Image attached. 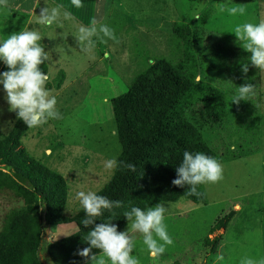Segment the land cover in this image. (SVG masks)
Wrapping results in <instances>:
<instances>
[{
  "label": "rangeland",
  "instance_id": "374dc122",
  "mask_svg": "<svg viewBox=\"0 0 264 264\" xmlns=\"http://www.w3.org/2000/svg\"><path fill=\"white\" fill-rule=\"evenodd\" d=\"M84 1L89 9L75 7L72 0H0V36L6 38L28 25L40 31L41 43L49 53L47 74L52 86L47 88L56 97L60 116L29 128L21 142L31 156L66 179L69 191L64 215L73 216L79 210L78 191L97 192L112 175L114 168H106L105 162L118 155L120 145L114 133L111 98L125 92L134 76L153 61H179L181 41L171 33L172 23L193 25L194 18L209 4H216L210 19L194 31V50L203 80L224 94L223 117L216 124L207 123L200 101L184 109V116L221 157L222 177L203 184L207 203L196 204L185 197L162 203L173 240L162 253L150 254L142 244V234L131 230L130 222L124 230L129 229L135 239L133 254L140 264H241L244 257L264 260V71L249 62L248 72L242 73L241 64L247 62L250 53L232 31L238 24L264 19V0ZM46 3L60 9V23L29 24ZM220 3L225 5L223 12L218 10ZM230 7H243L245 12L232 15L227 11ZM65 11L70 13L67 20L62 16ZM93 21L97 26L106 24L113 38L101 33L93 37L95 43L89 48L86 43L79 44L74 35L78 26H89ZM62 71L63 83L55 88ZM244 83H253V93L246 100L233 101L237 87ZM15 117L0 86L1 138ZM3 195L0 226L3 215L20 204L11 195ZM231 208L236 213L227 227L208 235H221L216 254H211L197 240ZM76 230L73 224L51 226L46 239L51 242ZM95 256L102 257L103 253ZM84 264H91L90 258ZM105 264H109L106 258Z\"/></svg>",
  "mask_w": 264,
  "mask_h": 264
},
{
  "label": "trees",
  "instance_id": "16d2710c",
  "mask_svg": "<svg viewBox=\"0 0 264 264\" xmlns=\"http://www.w3.org/2000/svg\"><path fill=\"white\" fill-rule=\"evenodd\" d=\"M214 7L216 4H209L203 14L194 18L193 25L172 23L171 33L181 41L179 61L172 63L164 58L153 61L134 76L125 92L111 98L114 133L120 151L116 157L111 156L117 160V166L97 193L121 201V206L105 210L95 223L111 219L118 231H123L129 223L123 213L133 205L146 210L181 197L196 204L207 203L203 184L197 185L192 193L188 185L176 186L172 180L185 150L203 152L221 161L201 131L184 116V109L200 101L207 123L216 124L223 117L224 94L203 80L194 50L197 39L194 31L210 19ZM204 18L201 25L199 21ZM40 67L47 74V62ZM4 70L6 66L2 64L0 71ZM64 75L63 71L58 73L55 88H60ZM51 86L49 82L46 84L48 88ZM28 129L16 116L8 132L0 137V198L9 194L20 203L2 218L0 264H84L92 255L102 253L92 249L88 257L80 255V250L88 247L85 238L94 225L81 224L85 217L82 206L73 216L64 215L69 191L66 179L28 153L21 142ZM127 163L135 164L136 171L126 168ZM235 213L231 208L219 215L208 234L197 240L211 254H216L221 235L212 238L208 235L225 229ZM65 224H73L77 230L51 242L46 239L51 226Z\"/></svg>",
  "mask_w": 264,
  "mask_h": 264
},
{
  "label": "clouds",
  "instance_id": "9594fccd",
  "mask_svg": "<svg viewBox=\"0 0 264 264\" xmlns=\"http://www.w3.org/2000/svg\"><path fill=\"white\" fill-rule=\"evenodd\" d=\"M72 4L79 8L82 6V0H72ZM217 7L219 11H225L223 3L218 4ZM227 11L232 15H243L245 9L230 7ZM62 16L67 20L70 18V13L65 11ZM60 19V9L49 7L46 3L29 24L52 26L58 25ZM232 31L239 44L250 53L247 62L241 64L242 73L248 72L249 62L258 70L264 71V19L238 24ZM101 33L104 37L113 38V32L106 24L97 26L96 21H93L89 26H78L74 37L79 44L86 43L90 48L95 43L93 37H99ZM42 37L40 31L28 25L20 28L19 31L9 33L6 38L0 36V62L6 66V70L0 71V86L5 92L9 110L14 111L17 118L28 128L43 125L49 119L60 116L56 108V97L46 87L50 76L40 67L49 56L41 43ZM253 91V83L241 84L237 87L236 95L232 100H246ZM116 166L115 158L105 162V167L108 169ZM125 167L132 172L136 171L133 163H127ZM175 171L176 178L172 180V184L180 187L188 185L192 193L196 192L197 185L214 183L222 177V165L214 157L199 151L185 150ZM76 197L85 214L81 224L94 225L85 238L88 247L80 250V255L88 257L92 249H98L103 256L98 258L92 255L91 264L97 262L105 264V258L109 264H140L133 254L136 243L129 229L118 231L117 225L110 222L111 219L95 223L97 218L103 216L105 210L119 208L121 201L110 200L91 190L78 191ZM165 213L166 207L162 203H157L146 210L133 205L123 213L130 222L131 230L142 234V244L153 255L162 253L166 245L173 243L165 224ZM241 264H264V260L257 261L251 257H244Z\"/></svg>",
  "mask_w": 264,
  "mask_h": 264
},
{
  "label": "crops",
  "instance_id": "0c3cea01",
  "mask_svg": "<svg viewBox=\"0 0 264 264\" xmlns=\"http://www.w3.org/2000/svg\"><path fill=\"white\" fill-rule=\"evenodd\" d=\"M15 1H22V0H15Z\"/></svg>",
  "mask_w": 264,
  "mask_h": 264
}]
</instances>
